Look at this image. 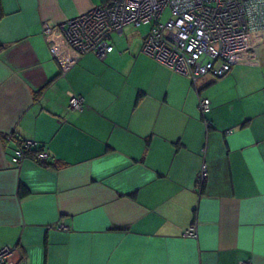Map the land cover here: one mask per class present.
Instances as JSON below:
<instances>
[{
  "label": "crops",
  "instance_id": "obj_1",
  "mask_svg": "<svg viewBox=\"0 0 264 264\" xmlns=\"http://www.w3.org/2000/svg\"><path fill=\"white\" fill-rule=\"evenodd\" d=\"M103 1L1 0L0 248L12 264H264V30L194 85L135 37L104 58L72 48L60 22ZM18 139L57 165L12 163Z\"/></svg>",
  "mask_w": 264,
  "mask_h": 264
},
{
  "label": "built area",
  "instance_id": "obj_2",
  "mask_svg": "<svg viewBox=\"0 0 264 264\" xmlns=\"http://www.w3.org/2000/svg\"><path fill=\"white\" fill-rule=\"evenodd\" d=\"M129 23H151L142 39V51L197 83L202 75L224 76L233 64L253 54L251 34L264 30V0H104L64 19L59 27L78 53L93 51L104 58L113 50V34L122 35ZM45 29H49L47 23ZM68 102L79 110L84 98L71 93ZM210 107L209 97L199 95L200 113L204 116ZM205 124L209 127L210 121L205 120ZM35 145V141L22 139L14 148L12 163L30 155ZM46 156L43 150L34 153L38 160ZM207 176L203 162L195 182L198 190ZM183 234L196 237L195 225L186 227ZM13 254V247H1L0 264H12ZM241 264L251 262L243 260Z\"/></svg>",
  "mask_w": 264,
  "mask_h": 264
},
{
  "label": "rangeland",
  "instance_id": "obj_3",
  "mask_svg": "<svg viewBox=\"0 0 264 264\" xmlns=\"http://www.w3.org/2000/svg\"><path fill=\"white\" fill-rule=\"evenodd\" d=\"M166 16H167V14L165 13L163 16V19H165ZM150 26H151V23L141 24L140 26L128 25L124 29L125 34L123 33V37L120 38V37H118V35L113 34V39L115 41H118L119 39L126 38V37H133V38L135 37L137 39L142 40L143 37L147 34ZM254 35H255V33H253V36ZM188 79H190V78L188 77Z\"/></svg>",
  "mask_w": 264,
  "mask_h": 264
},
{
  "label": "trees",
  "instance_id": "obj_4",
  "mask_svg": "<svg viewBox=\"0 0 264 264\" xmlns=\"http://www.w3.org/2000/svg\"><path fill=\"white\" fill-rule=\"evenodd\" d=\"M2 15V5H1V0H0V16ZM191 80V79H190ZM191 82L195 85V83L191 80ZM200 95V94H199ZM198 95V96H199ZM202 96H204V95H202ZM211 108V107H210ZM202 115V114H201ZM203 116V115H202ZM205 119H204V121L205 120H207L206 119V117H205V114H204V116H203ZM22 139H18L16 142H17V145H18V143L21 141ZM39 150H42V148L40 147V146H37V145H35L33 148H32V150H30V156H32V157H34V153L36 152V151H39ZM35 158V157H34ZM36 159V158H35ZM37 161H39V162H41L42 164H45V165H57V163H52V162H47V161H45V160H38V159H36ZM203 187H204V184L202 185V187H201V189L200 190H202L203 189ZM19 191H20V194H23V192L25 191V188H24V186L22 185V184H20L19 185ZM12 261V260H11ZM15 264V263H14Z\"/></svg>",
  "mask_w": 264,
  "mask_h": 264
}]
</instances>
